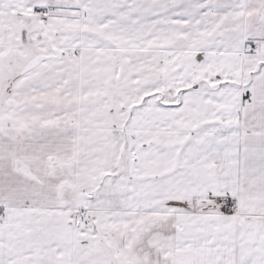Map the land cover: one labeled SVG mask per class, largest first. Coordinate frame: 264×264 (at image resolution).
<instances>
[{"label":"snow or ice","instance_id":"6c2138e0","mask_svg":"<svg viewBox=\"0 0 264 264\" xmlns=\"http://www.w3.org/2000/svg\"><path fill=\"white\" fill-rule=\"evenodd\" d=\"M0 264H264V0H0Z\"/></svg>","mask_w":264,"mask_h":264}]
</instances>
